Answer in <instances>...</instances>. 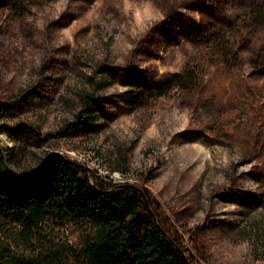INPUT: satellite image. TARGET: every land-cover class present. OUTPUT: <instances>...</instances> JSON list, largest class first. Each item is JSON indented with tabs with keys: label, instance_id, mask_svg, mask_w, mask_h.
Returning <instances> with one entry per match:
<instances>
[{
	"label": "rangeland",
	"instance_id": "1",
	"mask_svg": "<svg viewBox=\"0 0 264 264\" xmlns=\"http://www.w3.org/2000/svg\"><path fill=\"white\" fill-rule=\"evenodd\" d=\"M10 1L0 0L10 169L61 153L83 165L80 182L150 191L202 264H264V27L247 18L264 0ZM185 68L199 85L128 99ZM80 90L93 95L97 131L69 137Z\"/></svg>",
	"mask_w": 264,
	"mask_h": 264
},
{
	"label": "trees",
	"instance_id": "2",
	"mask_svg": "<svg viewBox=\"0 0 264 264\" xmlns=\"http://www.w3.org/2000/svg\"><path fill=\"white\" fill-rule=\"evenodd\" d=\"M18 5L12 0L9 9ZM247 18L264 27V6L253 5ZM196 78L185 68L170 85L126 95L143 103L173 86L190 90L199 85L201 76ZM77 96L79 109L63 127L69 137L97 131L92 93ZM10 107L0 103V114ZM11 163L0 145V264H202L147 189L80 182L83 165L58 152L45 153L35 170L24 173L15 174Z\"/></svg>",
	"mask_w": 264,
	"mask_h": 264
}]
</instances>
